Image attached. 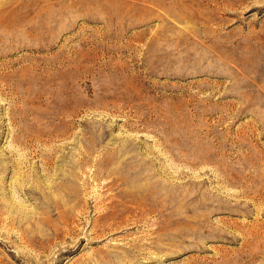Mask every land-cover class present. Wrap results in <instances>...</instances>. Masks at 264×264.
I'll return each instance as SVG.
<instances>
[{"label":"rangeland","instance_id":"374dc122","mask_svg":"<svg viewBox=\"0 0 264 264\" xmlns=\"http://www.w3.org/2000/svg\"><path fill=\"white\" fill-rule=\"evenodd\" d=\"M0 264H264V0H0Z\"/></svg>","mask_w":264,"mask_h":264}]
</instances>
